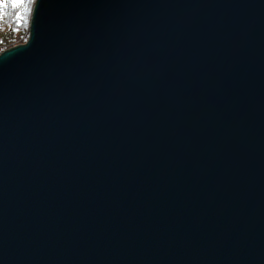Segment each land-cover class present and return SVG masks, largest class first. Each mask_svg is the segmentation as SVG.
I'll use <instances>...</instances> for the list:
<instances>
[{
	"label": "water",
	"instance_id": "95a60500",
	"mask_svg": "<svg viewBox=\"0 0 264 264\" xmlns=\"http://www.w3.org/2000/svg\"><path fill=\"white\" fill-rule=\"evenodd\" d=\"M0 264H264V0H37L0 54Z\"/></svg>",
	"mask_w": 264,
	"mask_h": 264
},
{
	"label": "trees",
	"instance_id": "16d2710c",
	"mask_svg": "<svg viewBox=\"0 0 264 264\" xmlns=\"http://www.w3.org/2000/svg\"><path fill=\"white\" fill-rule=\"evenodd\" d=\"M36 1L0 0V54L28 41Z\"/></svg>",
	"mask_w": 264,
	"mask_h": 264
}]
</instances>
